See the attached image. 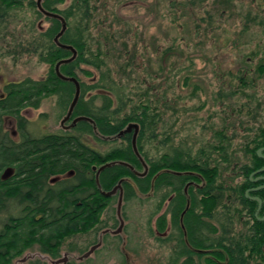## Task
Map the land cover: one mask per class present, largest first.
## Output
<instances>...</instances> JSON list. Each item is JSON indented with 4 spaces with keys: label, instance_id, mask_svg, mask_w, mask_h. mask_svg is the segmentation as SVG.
I'll return each mask as SVG.
<instances>
[{
    "label": "trees",
    "instance_id": "trees-1",
    "mask_svg": "<svg viewBox=\"0 0 264 264\" xmlns=\"http://www.w3.org/2000/svg\"><path fill=\"white\" fill-rule=\"evenodd\" d=\"M255 1L262 14L256 16L260 17L259 22L264 26V0ZM66 2L43 0L42 6L62 15L66 21V29L59 41L75 48L76 56L72 61L61 64L59 70L66 76H74L79 82V97L72 115L89 117L95 129L91 122L82 120L71 130L61 128L57 132L38 133L31 128L32 122L20 114L21 108L37 109L41 99L52 95L57 98L59 111L65 114L74 94L73 83L58 78L54 69L58 60L71 55L69 50L60 48L53 40L60 30V21L45 17L49 26L35 34L28 19L29 38L21 32L19 36H13L11 44H7L13 45L14 51L20 49L35 53L39 61L47 65V71L41 78L26 77L9 84L5 87L6 97L0 99V202L7 200L16 203L0 204V237L4 236V240L12 238L9 242H12L14 255L25 247L37 244L42 252L56 256L66 238L96 223L100 211L112 200L104 198L97 191L91 166L121 160L144 169L132 149L131 135L117 136L128 123H135L138 126L136 147L147 166L144 177H133L142 194L150 190L151 179L159 171L169 169L193 173L177 175L162 172L153 184L155 192L168 188L162 194L157 210L167 204L166 200L172 192L175 194L170 201L171 227L167 239H172L176 244L168 264H248L252 258H260L264 262V218L260 219L264 215V187H260L264 185V171L252 174L264 167V158L256 153L257 149L264 147V127L259 128L258 135L252 140L253 145L246 149L250 158L240 166L237 174L240 181L234 184H227L222 178V163L229 161L231 146L222 141L225 137L222 131L216 132L221 141L201 147L196 154L178 147L168 151L165 149L155 157L150 156L145 151V145L158 135L156 131L161 123V114L155 113L154 109H157L156 103L167 105L165 91L158 95L155 88L147 84L141 93H138L141 88L131 93L122 74L128 65L135 72L131 64L133 54L131 57L126 50L119 51L120 55L122 51L125 53L127 63L117 62L116 68L111 71L104 57L108 41L100 37L94 42L91 36L89 24L92 15L88 0ZM59 4L64 5L59 7ZM23 5L42 15L34 0H0L1 29L7 27L5 23L10 12ZM84 66L98 69L99 77L89 82L81 80L77 70L85 76L92 75ZM258 69L264 73V62L259 64ZM126 74L129 76V73ZM130 78L129 81L134 80ZM239 79L244 85L247 84L243 77ZM135 94L138 96L135 97ZM98 98L100 104L96 102ZM3 115L13 116L18 121L22 137L19 143L12 142L3 131ZM22 122L25 127L29 124L28 132L22 131ZM87 134L94 136L95 140H102L99 136L118 137L122 144L102 152L90 147L84 139ZM165 142L166 138L163 140ZM214 154L219 157H213ZM6 169L12 170L13 174L4 178L2 174ZM66 172H71L70 178L55 183L48 180ZM127 175H130L127 166L115 164L100 172L99 182L102 189H109ZM218 178L220 183H217ZM188 179L198 181L201 187H188L187 194L184 193ZM58 187H61L58 190L60 197L57 194L55 197L48 196L43 204L33 202L38 195ZM246 190L249 197L261 199L257 214L258 202L247 197ZM90 191H93L94 200L87 198ZM123 192L124 200L136 196L128 182L123 183ZM25 193L26 201L30 204H22ZM218 207L220 212H216ZM159 217L155 227L159 234H163L167 225L165 211ZM213 219L217 224L211 222Z\"/></svg>",
    "mask_w": 264,
    "mask_h": 264
},
{
    "label": "rangeland",
    "instance_id": "rangeland-1",
    "mask_svg": "<svg viewBox=\"0 0 264 264\" xmlns=\"http://www.w3.org/2000/svg\"><path fill=\"white\" fill-rule=\"evenodd\" d=\"M256 2L88 0L92 15L91 36L94 42L100 37L108 41L104 57L111 71L117 62L126 65L125 53H119L126 50L130 56L133 54L131 64L135 69L133 72L129 65L125 66L126 71L122 74L128 90L133 93L141 88L138 91L141 93L145 85L151 84L158 95L165 91L167 105L156 103L157 109H154L155 113L161 114L158 135L145 145L150 156L178 147L196 154L201 147L221 141L216 132L222 131L225 134L222 141L231 145L229 161L222 163V178L227 184L240 181L237 177L239 168L250 158L246 149L253 145L259 128L264 127V73L258 69L264 62V26L256 16L262 15ZM10 14L5 23L8 28L0 27L3 35H0V78L15 81L26 77L41 78L47 65L40 62L35 53L14 51L13 45L7 43L11 44L13 36H19L21 32L29 38L28 19L35 34L45 30L50 23L43 14L38 15L25 5ZM84 68L92 75L88 77L77 70L81 80L89 82L99 77L98 69ZM126 73L134 80L129 81ZM239 77L247 84L244 85ZM56 100L54 95L47 96L41 99L39 108L29 111L31 126L36 131L57 132L61 129L59 123L63 114ZM96 102L100 104V99ZM99 138L102 140H95L94 136L84 139L102 152L122 144L118 137ZM215 155L213 157H219ZM217 181L220 183V178ZM167 190L159 189L148 197L136 195L123 199L121 231L116 235H105L102 248L82 263L168 264L176 242L167 239L168 233L159 234L154 223L157 204ZM116 205L115 197L99 215L97 232L102 226L113 230L118 227ZM220 210L218 207L216 212ZM211 222L217 224L214 219ZM91 239H96V233L88 228L66 238L65 243L74 246V250L68 249L69 246L64 248L82 254L92 243ZM34 261L36 259L27 264H35ZM260 263L264 264L260 258H252L248 264Z\"/></svg>",
    "mask_w": 264,
    "mask_h": 264
},
{
    "label": "flooded vegetation",
    "instance_id": "flooded-vegetation-1",
    "mask_svg": "<svg viewBox=\"0 0 264 264\" xmlns=\"http://www.w3.org/2000/svg\"><path fill=\"white\" fill-rule=\"evenodd\" d=\"M19 81H21V80H16L15 81L14 79L5 80L3 78H0V99H4L6 97V91H5V87L6 86H8L9 84H12L14 82H19ZM30 110H32V108H29V107H25V108H21L20 109V114L24 118H26L28 120V122L31 121V118L28 115ZM65 115H66V113L63 114L62 118ZM75 117L76 116H73L72 113H71L70 117L66 121H64L63 123H61V120H60V123H59L60 124V128H62L63 130H71L72 128H74V126L77 123H75L72 126H70V125L72 123L73 118H75ZM84 121H86V120H84ZM91 123L93 124V122H91ZM22 124H23V122H22ZM1 126H2L3 131L5 133H7L9 139L12 142L19 143L21 141V138H22L21 134H20L21 131L19 130L18 121L16 120L15 117L9 116V115H3L2 116ZM28 126H29V124H28ZM28 126L25 127L24 124H23V128L24 129L22 131H27L28 132V130H30V128ZM125 127H123L122 129H124ZM93 128L95 129L94 124H93ZM32 129L34 130V132L36 131V129H34V128H32ZM36 132L44 133V132H40L39 129ZM133 133H134V128H131L129 132L121 134V136L125 135V134H130L131 135V140H132ZM88 136L92 137L91 134H87L86 135V137H88ZM90 147L95 149L91 144H90ZM101 165H99V166H101ZM93 166H95L97 168L99 166H97V165H92L91 166V170H92V172L94 174V176H93L94 183H95L96 189L99 192V194L101 196H103L104 198L109 199V200H112L115 197L118 200V196H119V190L118 189H117V191L115 193H112L111 195H108V196L104 195V193L110 191L117 184L118 181L111 188L102 189V187L100 185V182H99V174H100V172H102V170L98 173V176H97V181L98 182H96V169H93L92 168ZM129 171H130V175H127V176L123 177V178H128L129 180H124L121 183V186H122V198L124 196V192H123V183L124 182H128L129 184H131V186L135 190L136 195L144 196V197L152 196L153 193L155 192L154 187H152V189H151V186H150V190L147 193L142 194L139 191L138 186L136 185V183L134 182V179H133V177H144L147 174V172L145 174H142L144 169L143 168L142 169L136 168L135 166H133V169L129 168ZM12 174H13L12 170L6 169L5 172L2 174V177L6 178L8 176H11ZM70 174H71V172H66V173H63V174H56L53 178L50 177L48 180L49 181H53L54 183L55 182H59L61 179L70 178V176H71ZM190 174L192 175L193 173H190ZM0 177H1V174H0ZM191 186L201 187V185L199 184L198 181H196L194 179H188V180H186L185 186L183 188L184 193H186L188 187H191ZM67 187L68 186H66L65 188H67ZM60 188L61 187H58L57 189H53L52 188L49 192H47V193L45 192V193H43V195H38L36 197V200L33 201V202L36 203V204H43L44 202H46L48 196L55 197V195L57 194V197H60V192H58V190ZM174 195H175L174 192H172L170 197H168V199L166 200L167 204H164L162 206V208L157 210L156 211V215L154 217V221L156 222L160 218L159 217L160 214H162L165 211L167 225H166V229H165V231L163 233L164 235H166L167 233L169 234V231H170V227H171L170 226L171 225L170 224L171 223V217L170 216H171V214L169 212V208L170 209L172 208V206L170 204L171 203L170 201H172ZM4 196H6V193H4ZM22 198L24 199L22 204H30L28 201H26L27 200L26 193L22 195ZM87 198H89V200H94L93 191H90V193L88 194ZM0 204H16V203H14V202L10 203V202H8L6 200L5 202H0ZM76 204H81V202H76ZM87 204H89V202ZM109 204H110V201H109V203H107V205L100 212L102 213L103 210L109 206ZM99 223L100 222H99V218H98V221L89 227V230L93 229V233H96V239L95 240L91 239L92 243L90 244V246L88 247V249L85 252H87L91 247L95 246L96 244H98V246L87 257H81L85 252H83L82 254H79L78 251H76V250L75 251L68 250V249H73L74 250L75 247L74 246H69L68 243H65L66 239L61 243V245L59 247V250H58V253H57L56 256H52L49 253L42 252L37 244L32 246V247H36L37 248L34 251H31L30 248H32V247L28 246V247L23 248V250L21 252H19V253L14 255L12 242H9L12 238L9 237V238H6L4 240V238H2L4 236H1L0 237V248H1V250H0V253H1L0 254V264H27L28 261L35 260V259H36V261H34L35 264H42V262H41L42 260L45 261V262H48V264H85V263H82V262H84V260L86 258L88 259L90 256L92 257L95 254V251L97 249L102 248V246H103V238H104L105 235H107V234L116 235V234H112L110 232L113 229H111L109 226L99 227L98 232H97V230H95V229L99 226ZM75 234H77V233H74L73 235H75ZM1 235H3V234H1ZM73 235H71V236H73ZM71 236H69V237H71ZM3 246H5V247H3ZM65 246H69V248L68 249L64 248ZM6 247H7V249H6ZM62 249H65V250H62ZM87 264H89V263H87Z\"/></svg>",
    "mask_w": 264,
    "mask_h": 264
},
{
    "label": "water",
    "instance_id": "water-1",
    "mask_svg": "<svg viewBox=\"0 0 264 264\" xmlns=\"http://www.w3.org/2000/svg\"><path fill=\"white\" fill-rule=\"evenodd\" d=\"M42 1L43 0H36V6H37V9L39 10V12L41 14H43L45 17L55 18V19L59 20L60 23H61L60 30L54 36V39H53L54 42L60 48L69 50L71 52V55L69 57L58 60L56 62V64H55V66H54L55 73L58 76V78H60L61 80H64V81H70V82H72L74 84V94H73L72 100H71V102L69 104V107H68V110L66 112V115L61 119V123H63L64 121H66L70 117V115L72 113V110H73L74 106L77 103V100H78V97H79V92H80V86H79L78 80L74 76H66V75L62 74L60 72V70H59V66L61 64L68 63V62L72 61L75 58V56H76V50L71 45L63 44V43H61L59 41L60 36L63 34V32L66 29V21H65V19L63 18L62 15H60V14H58L56 12H53V11L46 10L42 6ZM82 120H86V121H89V122H93L89 117H86V116H77V117L73 118L72 123H71L70 126H72L75 123H77L78 121H82ZM131 128H134V133L132 135V140H131L132 149H133L135 155L137 156V158L139 159L140 163L144 167V171L142 172V174H145L147 172V166L144 163V161H143L142 157L140 156V154H139V152L137 150V147H136V136H137V132H138V126H137V124H135V123H129V124H127V126L124 129H121L117 135L120 136L121 134H124L126 132H129ZM262 151H264V147H261V148L257 149L256 153H257L258 156L264 158V154H262ZM115 164L124 165V166L129 167L130 169H133V166L131 164H129V163L125 162V161H121V160H113V161H110V162L103 163L98 168L95 167V166H93L92 168L93 169H96V182H98L97 181V176H98V173L101 170H103L106 167H110L112 165H115ZM262 171H264V167H262L260 169H257L252 174L259 173V172H262ZM162 172H169V173H173V174H177V175L184 174V173H190V172H181V171H175V170H169V169L159 171L156 174H154V176L151 179V189L153 187V184H154L155 179ZM250 177H251V175H250ZM124 180H129V179L128 178H121V179H119L118 182H117V184L110 191L104 193V195L108 196V195H111L112 193H115L117 191V189L119 190V196H118L117 205H116V208H117L116 211H117V216H118V219H119V225H118V227L116 229L110 231L112 234L119 233L121 231V227L123 225V219L120 217V207H121V204H122V201H123L121 183ZM260 187H264V185H262ZM260 187H257V188H260ZM245 195L247 197H249L248 190L245 191ZM249 198H251L253 200H256L258 202L257 209H256V212H255V214H257V211H258V209L261 206V199L259 197H249ZM263 218H264V215L260 219H263ZM97 246H98V244H96L95 246L91 247L81 257H87Z\"/></svg>",
    "mask_w": 264,
    "mask_h": 264
}]
</instances>
